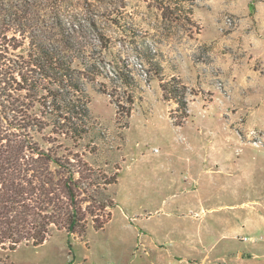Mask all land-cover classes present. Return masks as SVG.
<instances>
[{"label": "rangeland", "instance_id": "1", "mask_svg": "<svg viewBox=\"0 0 264 264\" xmlns=\"http://www.w3.org/2000/svg\"><path fill=\"white\" fill-rule=\"evenodd\" d=\"M32 4L86 87L79 149L117 178L115 207L101 231L0 247V264H264V0H192L189 25L155 0ZM149 53L186 87L184 122Z\"/></svg>", "mask_w": 264, "mask_h": 264}, {"label": "trees", "instance_id": "2", "mask_svg": "<svg viewBox=\"0 0 264 264\" xmlns=\"http://www.w3.org/2000/svg\"><path fill=\"white\" fill-rule=\"evenodd\" d=\"M155 1L179 22H192V0ZM36 10L32 0H0V247L10 251L39 247L54 230L85 236L90 220L101 231L115 207L109 187L117 178L93 167L86 148L79 149L90 134L86 87L37 35ZM147 55L165 101L177 105L184 122L186 87L175 76L165 80L160 60ZM123 77L132 89L134 79Z\"/></svg>", "mask_w": 264, "mask_h": 264}]
</instances>
